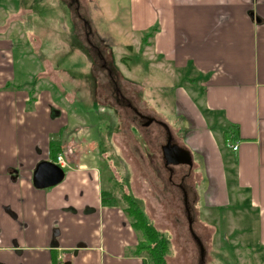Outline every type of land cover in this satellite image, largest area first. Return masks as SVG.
<instances>
[{
	"label": "crops",
	"instance_id": "0c3cea01",
	"mask_svg": "<svg viewBox=\"0 0 264 264\" xmlns=\"http://www.w3.org/2000/svg\"><path fill=\"white\" fill-rule=\"evenodd\" d=\"M84 2L92 23L94 7L102 21L132 36L151 31L147 57L157 60L161 73L127 76L135 95L126 103L122 93L115 104L102 102L110 114L96 112L90 132L81 117L70 121L72 98L56 102L51 73H31L30 63H38L32 52L0 34V264H150L135 253L142 235L125 195L168 239L182 232L162 223L188 225L214 215L217 224L208 234L218 238L207 256L213 249L227 259L237 256L240 264H264V0ZM17 4L0 0V12ZM149 75L158 76L161 88L171 86L175 128L149 100ZM67 92L62 89L63 96ZM230 133L238 141L235 152L226 146ZM53 141L61 149L51 155ZM168 141L188 152L189 163L166 162ZM111 145L125 157L123 177ZM45 161L58 165L63 178L38 188L33 174ZM104 192L112 196L104 199ZM168 194L178 197L170 209ZM201 233L194 235L203 246ZM170 251L166 264L175 256Z\"/></svg>",
	"mask_w": 264,
	"mask_h": 264
},
{
	"label": "rangeland",
	"instance_id": "374dc122",
	"mask_svg": "<svg viewBox=\"0 0 264 264\" xmlns=\"http://www.w3.org/2000/svg\"><path fill=\"white\" fill-rule=\"evenodd\" d=\"M64 1L63 3L62 0H17L16 8L9 10L4 7L3 12H0V34H4L3 39H11L19 45L23 43L24 49L28 48L32 52L33 60L38 61L37 65L29 62L31 58H24V61L30 63L33 70L31 73L40 69L45 73L49 71L51 75H48V78L56 83L54 86L58 91L56 102H60L64 97L72 98L69 107L70 121H73L74 117H81V124L91 132L96 112L100 114L107 110L110 114L111 107L103 106L102 102L109 105L115 104L117 95L121 93L124 95L122 102H130L131 97L135 95L131 93L137 88L129 80L131 76L139 80L142 79L143 73L161 72L158 70L157 60L147 57L151 55V49L148 48L151 31L144 33L141 37L132 36L131 31L120 29L119 26L116 29L114 24L102 21L103 15L92 7L91 17L98 27L96 28L90 19L85 0ZM93 11H97L98 14ZM29 63H24V71ZM20 73H23L21 68ZM127 76L130 78L127 79ZM148 79L152 87L148 89L152 92L149 100L153 108H156L154 110L164 114L166 121L175 128L178 125V117L175 115L174 105L171 108L172 95L169 93L171 86L168 87L169 89L167 86L161 88L162 81L158 76L149 75ZM127 86L133 89L128 90ZM62 89L68 91L64 96ZM123 107L126 109L125 106ZM82 108L88 112L83 114L80 110ZM101 122L100 130L105 135L108 130H106V124L109 120ZM124 136V141L129 138L127 136H131L129 129L127 134L126 125ZM84 137L85 135H82L80 138L84 139ZM109 148H112L113 154L120 159L115 160V166L117 174L123 177L122 165L126 166L125 157L122 156L118 146L112 147L111 145ZM107 172L108 170L105 171V175L108 174ZM139 176L141 175L138 173ZM168 193H174V191H168ZM161 197L164 198L162 193ZM167 200L170 209L178 202V197L171 199L168 194ZM199 217L196 223L188 222V225L172 222L161 224V227L165 225L171 233L174 228L177 233L178 229L182 232V235H177V240L169 237L170 254L175 255L169 258V264H200L201 262L203 264H240L241 262L236 260L237 256L228 254L227 259V254L224 255L225 258L213 249L207 256L206 250H209V245L213 246L212 241L218 238L212 232L210 237L208 234L209 228L217 224V218L208 213ZM168 218L171 220L169 215ZM196 226L201 227L202 230ZM198 229L206 234L203 237V247L198 245L199 249L190 235V232L197 234V231L198 235H202ZM186 235L189 236L190 242ZM176 244L178 249L175 251ZM190 247L192 251H189ZM250 258L249 262L255 263V260Z\"/></svg>",
	"mask_w": 264,
	"mask_h": 264
},
{
	"label": "trees",
	"instance_id": "16d2710c",
	"mask_svg": "<svg viewBox=\"0 0 264 264\" xmlns=\"http://www.w3.org/2000/svg\"><path fill=\"white\" fill-rule=\"evenodd\" d=\"M61 149L60 143L53 141L50 146L51 155L56 154ZM111 197L109 193H103V198ZM128 204L127 212L133 218L134 227L140 231L142 240L136 246L135 253L146 254L150 264H166V255L169 251V239L167 235L156 228L151 223L137 202L130 196L125 195ZM144 264H147L144 261Z\"/></svg>",
	"mask_w": 264,
	"mask_h": 264
},
{
	"label": "water",
	"instance_id": "95a60500",
	"mask_svg": "<svg viewBox=\"0 0 264 264\" xmlns=\"http://www.w3.org/2000/svg\"><path fill=\"white\" fill-rule=\"evenodd\" d=\"M162 149L167 163H189L190 161L188 152L175 144L172 145L170 141H168L167 144L162 147ZM63 174V170L53 162H41L34 171L33 182L38 188L47 187L61 181ZM192 234L194 235V233ZM194 237L196 238L195 235ZM196 240H198L197 243L203 247L200 240L197 238ZM200 264H203V262Z\"/></svg>",
	"mask_w": 264,
	"mask_h": 264
},
{
	"label": "built area",
	"instance_id": "2783aa9c",
	"mask_svg": "<svg viewBox=\"0 0 264 264\" xmlns=\"http://www.w3.org/2000/svg\"><path fill=\"white\" fill-rule=\"evenodd\" d=\"M226 142V146L232 150V151H237L238 150V141H236L234 139V134L230 133L228 134V136L225 139ZM57 163L59 164V166H65V160H64V156L62 154H58L57 155Z\"/></svg>",
	"mask_w": 264,
	"mask_h": 264
}]
</instances>
